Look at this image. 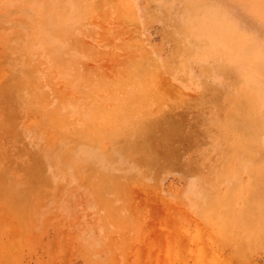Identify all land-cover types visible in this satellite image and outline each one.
<instances>
[{
    "label": "rangeland",
    "instance_id": "rangeland-1",
    "mask_svg": "<svg viewBox=\"0 0 264 264\" xmlns=\"http://www.w3.org/2000/svg\"><path fill=\"white\" fill-rule=\"evenodd\" d=\"M0 264H264V0H0Z\"/></svg>",
    "mask_w": 264,
    "mask_h": 264
},
{
    "label": "bare ground",
    "instance_id": "bare-ground-1",
    "mask_svg": "<svg viewBox=\"0 0 264 264\" xmlns=\"http://www.w3.org/2000/svg\"><path fill=\"white\" fill-rule=\"evenodd\" d=\"M133 146V145H132ZM149 155V154H148ZM149 158V157H148ZM147 161H148V159H147Z\"/></svg>",
    "mask_w": 264,
    "mask_h": 264
}]
</instances>
